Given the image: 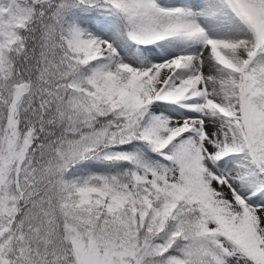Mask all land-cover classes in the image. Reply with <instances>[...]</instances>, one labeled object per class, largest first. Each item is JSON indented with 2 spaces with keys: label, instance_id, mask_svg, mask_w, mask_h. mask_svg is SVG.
Returning <instances> with one entry per match:
<instances>
[{
  "label": "snow or ice",
  "instance_id": "snow-or-ice-1",
  "mask_svg": "<svg viewBox=\"0 0 264 264\" xmlns=\"http://www.w3.org/2000/svg\"><path fill=\"white\" fill-rule=\"evenodd\" d=\"M0 264H264V0H0Z\"/></svg>",
  "mask_w": 264,
  "mask_h": 264
}]
</instances>
